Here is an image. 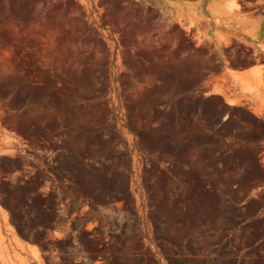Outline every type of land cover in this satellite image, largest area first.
I'll return each mask as SVG.
<instances>
[{"label": "rangeland", "instance_id": "374dc122", "mask_svg": "<svg viewBox=\"0 0 264 264\" xmlns=\"http://www.w3.org/2000/svg\"><path fill=\"white\" fill-rule=\"evenodd\" d=\"M0 264H264V0H0Z\"/></svg>", "mask_w": 264, "mask_h": 264}, {"label": "bare ground", "instance_id": "6f19581e", "mask_svg": "<svg viewBox=\"0 0 264 264\" xmlns=\"http://www.w3.org/2000/svg\"><path fill=\"white\" fill-rule=\"evenodd\" d=\"M232 100V99H231Z\"/></svg>", "mask_w": 264, "mask_h": 264}]
</instances>
